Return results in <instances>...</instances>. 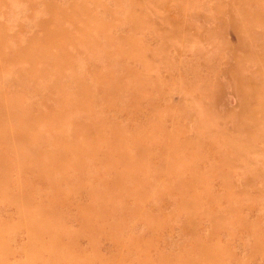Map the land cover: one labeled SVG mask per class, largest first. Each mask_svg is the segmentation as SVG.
<instances>
[{
	"label": "rangeland",
	"instance_id": "374dc122",
	"mask_svg": "<svg viewBox=\"0 0 264 264\" xmlns=\"http://www.w3.org/2000/svg\"><path fill=\"white\" fill-rule=\"evenodd\" d=\"M0 94V264H264V0H0Z\"/></svg>",
	"mask_w": 264,
	"mask_h": 264
},
{
	"label": "bare ground",
	"instance_id": "6f19581e",
	"mask_svg": "<svg viewBox=\"0 0 264 264\" xmlns=\"http://www.w3.org/2000/svg\"><path fill=\"white\" fill-rule=\"evenodd\" d=\"M2 45L6 48V50L10 49V47H11L10 44H2ZM13 45L14 46H13L12 51H13L14 57L21 54V57L25 59V62L27 59H28L27 62H29V61L33 62V61L41 58L40 52L37 53V57L25 56V55H23L24 45H22L20 43L19 44H13ZM79 91H80V88L75 93H78ZM1 96H2V94H0V97ZM2 102H3V105L7 104V102H5V101H2ZM18 107H20L19 102H14L12 107H10V105L8 104L7 107L4 109V110H7V111H5L7 118L0 120V140L7 142L9 147L11 145H13V149L11 148V150H13L15 152L16 158H18L19 155H22L20 157L22 161L26 159V155H28V154H32L34 156L44 154L45 156H47L50 163L56 162L57 158L54 155L55 152L54 151L49 152L43 147L45 144L44 139L40 138V137H32V133L34 131L36 120L30 122L28 128H24L25 124H22L21 126L17 124L18 127H16L14 125L15 122H18L19 120H25L27 118L29 119V117H30L29 114L20 112L22 109H17V110L15 109ZM91 131H93V127H90V131H88V132H91ZM54 139L59 140L60 135H56L54 137ZM17 142H21V144L31 143L26 150V152H27L26 155H23L21 153H17L18 151H20L22 149V146H23V145H21V147L16 148L14 145ZM1 156H2V153L0 152V157ZM6 166H7V162L4 159V157L0 158V168H6ZM47 169H49V167L46 165V168H43V170H47ZM37 232H38V229L35 230V228H33V233L35 234ZM162 263H164V262H162ZM175 263H178V261Z\"/></svg>",
	"mask_w": 264,
	"mask_h": 264
}]
</instances>
